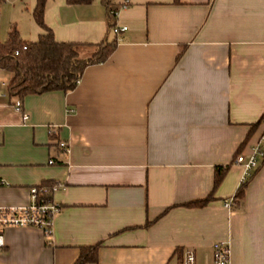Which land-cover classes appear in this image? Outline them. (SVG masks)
Wrapping results in <instances>:
<instances>
[{
    "label": "crops",
    "instance_id": "crops-1",
    "mask_svg": "<svg viewBox=\"0 0 264 264\" xmlns=\"http://www.w3.org/2000/svg\"><path fill=\"white\" fill-rule=\"evenodd\" d=\"M123 1L109 11L102 0L46 1L56 41L116 42L71 92L14 98L12 75L0 70V208L27 207L31 187L60 186L50 237L5 228L0 264H74L95 246L88 264H178L187 251L212 264L217 242L228 244L230 264H264V159L243 198L223 205L240 190L236 156L264 132V0ZM35 4L23 0V41L43 33ZM210 194L204 207L184 206Z\"/></svg>",
    "mask_w": 264,
    "mask_h": 264
},
{
    "label": "trees",
    "instance_id": "trees-1",
    "mask_svg": "<svg viewBox=\"0 0 264 264\" xmlns=\"http://www.w3.org/2000/svg\"><path fill=\"white\" fill-rule=\"evenodd\" d=\"M4 0H0V4ZM47 0H36L32 11L35 23L43 30L34 42L23 41L16 27L9 30L6 41L0 40V70L12 75L8 85L11 97L23 99L28 95H38L74 90L85 69L95 63L105 61L113 52L116 42L102 41L98 44L56 41L51 29L44 22V10ZM93 0H66L68 5H87ZM109 11L111 0H102ZM113 16V15H112ZM109 25V24H108ZM111 25L109 28L111 29ZM25 47V48H24ZM84 48H95L92 55L82 57ZM260 122H264L262 118ZM252 127L253 131L258 125ZM229 167L216 168L213 191L220 185ZM51 187L50 185H43ZM244 196V186L236 193V199ZM212 200V194L203 200L185 204V207H204ZM148 225V224H147ZM98 247L81 249L80 256L74 264L96 262Z\"/></svg>",
    "mask_w": 264,
    "mask_h": 264
},
{
    "label": "built area",
    "instance_id": "built-area-1",
    "mask_svg": "<svg viewBox=\"0 0 264 264\" xmlns=\"http://www.w3.org/2000/svg\"><path fill=\"white\" fill-rule=\"evenodd\" d=\"M127 0L123 1L126 5ZM116 15L117 10L112 9L110 12ZM125 26L113 25L111 31L114 34L125 31ZM25 48V47H24ZM14 110L21 114L22 121L26 122L29 118L28 114L22 111L20 101L14 105ZM59 149L67 154L69 152L68 144L60 142ZM264 159V132L258 141L252 146L250 152L246 155L240 154L235 158V164L240 166L243 170L240 179V188L243 187L252 177L254 171L259 167L260 162ZM52 161L49 165H53ZM4 185L3 182H0ZM60 189V186L54 185L51 187L36 186L31 187L30 204L24 208H0V252L5 247L3 230L8 227H33L42 230L44 235L49 238L52 229V221L54 216L59 213L60 206L54 203L51 199L52 194ZM236 204V198L226 200L223 205L230 210ZM178 264H195L194 254L187 251L183 254L182 260ZM212 264H230V248L228 244L217 242L212 247Z\"/></svg>",
    "mask_w": 264,
    "mask_h": 264
},
{
    "label": "rangeland",
    "instance_id": "rangeland-1",
    "mask_svg": "<svg viewBox=\"0 0 264 264\" xmlns=\"http://www.w3.org/2000/svg\"><path fill=\"white\" fill-rule=\"evenodd\" d=\"M30 15L24 9L23 0H5L0 4V36L1 41H6L9 30L14 25L22 32H28ZM23 40V39H22ZM85 57L93 54L95 48H84ZM86 50V51H85Z\"/></svg>",
    "mask_w": 264,
    "mask_h": 264
}]
</instances>
